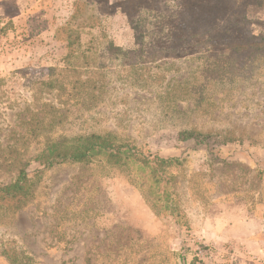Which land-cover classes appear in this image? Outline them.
I'll list each match as a JSON object with an SVG mask.
<instances>
[{
	"label": "rangeland",
	"instance_id": "374dc122",
	"mask_svg": "<svg viewBox=\"0 0 264 264\" xmlns=\"http://www.w3.org/2000/svg\"><path fill=\"white\" fill-rule=\"evenodd\" d=\"M15 1L22 15H0V185L31 172L48 142L112 134L182 161L169 188L183 218L155 216L122 173L55 165L27 205L0 220V264L12 247L29 264H264V2L234 9L244 18L221 44L197 30L189 54L151 47L150 38L140 50L127 0H89L72 49L98 68L64 75L61 89L35 99V84L65 65L59 29L77 0ZM208 49L228 56L234 74L203 79L202 100L184 99ZM34 115L43 128L31 137Z\"/></svg>",
	"mask_w": 264,
	"mask_h": 264
},
{
	"label": "trees",
	"instance_id": "16d2710c",
	"mask_svg": "<svg viewBox=\"0 0 264 264\" xmlns=\"http://www.w3.org/2000/svg\"><path fill=\"white\" fill-rule=\"evenodd\" d=\"M250 1L252 5L258 7L264 2V0ZM245 2L247 4V0H150L149 3L146 0L137 2L127 0L122 6L128 8L126 15L135 31L134 38L140 50L143 49L141 45L144 44L145 38H150L151 47L169 50L171 53L182 48L190 54L196 46L194 42L198 36L197 30L202 31L207 40L213 41V44H221L223 38L231 36V30L234 29L233 21L242 22L244 18L243 15L234 14L233 11L244 8ZM90 5L89 0L74 2L71 17L59 29V33L65 37L68 50L64 57L65 65L49 69L47 79L35 84V95H33L35 99L36 94L41 90L52 92L61 89L64 75L91 73L93 69L98 68L94 64L91 65L85 51L72 49L75 45L79 47V42H76L79 35L73 27L79 28V23L85 21L84 17ZM143 11L148 16H144ZM150 22L155 24L152 30L150 26L148 28L144 26L145 23ZM204 45L213 48L212 45L206 43ZM208 50L209 53H204L205 55L200 57L204 61L194 75L193 81L188 85L184 99L202 100L203 83L199 81L204 79V84L207 85L208 80L215 83L218 80L229 79L234 74L228 56L214 53L213 49ZM208 60L212 61V65ZM78 76L74 75L75 81L81 80ZM42 123L37 115L26 122L31 137L40 133L43 128ZM183 135L184 139L194 137L193 133L185 132ZM93 162L110 171L124 174L128 182L139 191L144 203L155 216L167 215L174 223L180 222L183 218V213L169 188L172 181L171 170L181 166L182 161L179 158H163L149 151H143L129 141L112 134H86L62 137L48 142L33 160L34 169L31 172L22 169L11 183L0 185V220L27 205L33 197L41 173L45 170L64 163ZM2 255L8 264H29L31 261L24 251L15 247L4 250Z\"/></svg>",
	"mask_w": 264,
	"mask_h": 264
},
{
	"label": "crops",
	"instance_id": "0c3cea01",
	"mask_svg": "<svg viewBox=\"0 0 264 264\" xmlns=\"http://www.w3.org/2000/svg\"><path fill=\"white\" fill-rule=\"evenodd\" d=\"M18 1L15 0H0V15L6 19L11 20L13 13H16L17 16L22 15L23 11L19 9Z\"/></svg>",
	"mask_w": 264,
	"mask_h": 264
}]
</instances>
